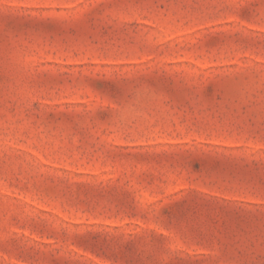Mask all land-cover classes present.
<instances>
[{"label":"rangeland","instance_id":"obj_1","mask_svg":"<svg viewBox=\"0 0 264 264\" xmlns=\"http://www.w3.org/2000/svg\"><path fill=\"white\" fill-rule=\"evenodd\" d=\"M0 264H264V0H0Z\"/></svg>","mask_w":264,"mask_h":264}]
</instances>
